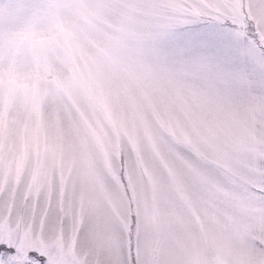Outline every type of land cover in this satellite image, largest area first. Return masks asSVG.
<instances>
[{"label":"snow or ice","instance_id":"1","mask_svg":"<svg viewBox=\"0 0 264 264\" xmlns=\"http://www.w3.org/2000/svg\"><path fill=\"white\" fill-rule=\"evenodd\" d=\"M0 264H264V0H0Z\"/></svg>","mask_w":264,"mask_h":264}]
</instances>
